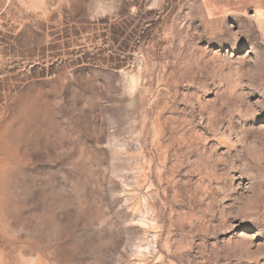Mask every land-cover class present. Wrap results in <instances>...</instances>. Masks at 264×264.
Wrapping results in <instances>:
<instances>
[{
    "label": "rangeland",
    "instance_id": "rangeland-1",
    "mask_svg": "<svg viewBox=\"0 0 264 264\" xmlns=\"http://www.w3.org/2000/svg\"><path fill=\"white\" fill-rule=\"evenodd\" d=\"M0 264H264V0H0Z\"/></svg>",
    "mask_w": 264,
    "mask_h": 264
}]
</instances>
